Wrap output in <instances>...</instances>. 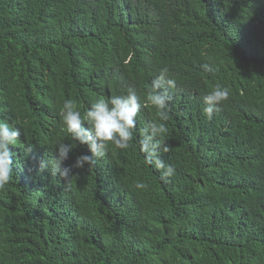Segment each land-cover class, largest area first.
Instances as JSON below:
<instances>
[{
	"label": "trees",
	"instance_id": "obj_1",
	"mask_svg": "<svg viewBox=\"0 0 264 264\" xmlns=\"http://www.w3.org/2000/svg\"><path fill=\"white\" fill-rule=\"evenodd\" d=\"M163 66L174 177L139 148L151 106L128 149L69 178L39 170L70 143L65 99L83 113L134 88L143 102ZM217 84L230 95L207 119ZM0 120L24 132L0 189V264H264V0H0Z\"/></svg>",
	"mask_w": 264,
	"mask_h": 264
},
{
	"label": "clouds",
	"instance_id": "obj_2",
	"mask_svg": "<svg viewBox=\"0 0 264 264\" xmlns=\"http://www.w3.org/2000/svg\"><path fill=\"white\" fill-rule=\"evenodd\" d=\"M175 86L176 81L170 78L169 68L163 66L145 93L143 102L134 88H129L122 94L94 99L89 102L83 113L75 100L65 99L59 109V116L63 130L71 138L70 143L59 142L55 158L51 161L42 159L39 170L47 169L52 176L69 178L73 168L83 169L85 166L94 165L96 159L104 157L111 148L128 149L133 141L138 113L142 107L151 106L155 109V119L141 129L139 148L144 154L145 163L158 170L160 180L167 182L176 173L175 167L163 159V154L170 151V89ZM229 95L227 87L217 84L203 96L202 111L207 119H211L213 113L219 111V106L228 100ZM22 134L24 135L23 125L17 127L15 123L0 120V189L12 179L13 151L10 146H18ZM78 145H86L88 153H81L71 165L64 166L69 154ZM32 148L28 145V151ZM134 187L137 190H145L148 185L138 180Z\"/></svg>",
	"mask_w": 264,
	"mask_h": 264
}]
</instances>
